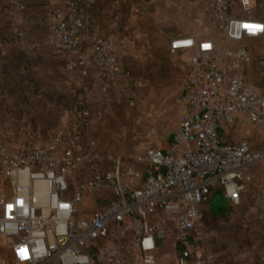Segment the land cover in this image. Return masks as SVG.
<instances>
[{
	"label": "built area",
	"instance_id": "obj_1",
	"mask_svg": "<svg viewBox=\"0 0 264 264\" xmlns=\"http://www.w3.org/2000/svg\"><path fill=\"white\" fill-rule=\"evenodd\" d=\"M72 8L56 15L54 48L75 60L82 77L94 66L118 78V45L100 34L88 47L83 14ZM213 10L211 27L233 43L207 35L171 39V52L193 54L185 111L170 150L152 147L142 157L150 169L141 186L128 183L122 156L84 140V106L63 109L59 130L40 146H13L0 131V264H216L201 222L212 191L220 188L234 204L247 194L264 216V171L252 185L264 165V148L253 143L254 131L264 130V57L253 73L245 43L264 38V17L258 0H214ZM233 126L241 136L225 142L220 130ZM94 198L98 206L87 212ZM169 235L181 251L160 262L155 250Z\"/></svg>",
	"mask_w": 264,
	"mask_h": 264
},
{
	"label": "crops",
	"instance_id": "obj_2",
	"mask_svg": "<svg viewBox=\"0 0 264 264\" xmlns=\"http://www.w3.org/2000/svg\"><path fill=\"white\" fill-rule=\"evenodd\" d=\"M208 1L99 0L96 5H87L89 15H94L93 31H84L87 45L92 46L100 34L112 37L118 45L123 72L125 43L130 42L133 35L145 34L142 24L146 19L159 22L156 27L160 26L162 31L164 25L161 23L171 19L170 12H174L175 19L182 17L187 20L186 30L191 29L193 21L199 27L186 34L165 31L164 41H160V45L169 48L171 39L181 35L197 38L207 35L218 43L232 44V41L223 39L211 27L214 0L209 2L210 22L203 23V20H207ZM84 4V0H0V131L13 146H40L59 130L63 109L76 106H84L89 110L84 140H93L92 137L99 139L100 124L110 113L112 96L125 89L126 82L123 81L126 78L122 73L118 78L109 80L93 66L89 74L82 77L78 74L75 60L67 52L54 48L53 29L57 13L70 12L73 10L72 6H76V13L82 14ZM258 4L260 9H264V0H258ZM234 13L242 14L239 6H236ZM152 31L156 33L154 28ZM245 43L253 58L252 71L256 73L258 61L264 57V38L246 39ZM182 92L183 89L181 95ZM18 97L26 100L24 107L16 105L14 99ZM166 106L169 108L170 104ZM170 111L169 108L168 112ZM184 111L185 104L181 97L178 101V118ZM16 123H21L27 130L19 137L12 132ZM220 135L225 142L234 143L241 136V131L238 127H226L220 130ZM253 143L257 149L264 148V130L254 131ZM99 145L104 149L109 147L105 142H100ZM140 146L142 151L139 156L135 155V162L146 167L141 180L131 178L132 173L128 177V183L133 187L141 186L149 173L148 161L142 159L147 150L159 147L168 151L172 141L167 140L162 146L143 142ZM263 171L264 165L257 169L252 184L254 187L261 180ZM98 203L97 198L87 200V212L97 208ZM201 222L208 232L204 247L215 255L216 264H260L261 256L259 258L257 255L261 251L257 253L255 249L258 238L244 234V229L264 227V216L250 205L247 194H242L240 203L234 204L220 188L213 190L209 199L201 206ZM122 243L125 245L124 241ZM262 245L264 248V241ZM155 254L161 262L165 259L176 260L179 252L171 235L165 242L158 243Z\"/></svg>",
	"mask_w": 264,
	"mask_h": 264
},
{
	"label": "rangeland",
	"instance_id": "obj_3",
	"mask_svg": "<svg viewBox=\"0 0 264 264\" xmlns=\"http://www.w3.org/2000/svg\"><path fill=\"white\" fill-rule=\"evenodd\" d=\"M210 1L206 2L207 20H203L204 24L206 21L210 22ZM259 12L263 16L264 9L259 8ZM170 14L171 19L161 23L164 25L162 31H160V26L156 27L159 22L146 19L142 24L145 34L133 35L129 39L130 42L125 43L126 48L122 55L124 67L122 76L126 78L123 81L126 82L125 89L121 90L118 95L112 96L110 113L100 124L99 139L92 137L97 144L100 142L108 144L109 147L105 148L108 151L122 156L126 167L133 174L129 176L137 180H141L142 172L146 167L135 162L136 156L142 151L140 144L152 142L154 145L162 146L167 140L172 141L173 134L179 125L178 101L181 98V90L193 55L189 52H171L165 45H160V41H164L165 31L186 34L199 27L197 22L195 24L193 21L190 25L191 29L186 30L187 20L182 17L175 19L174 12ZM153 28L156 33L152 31ZM14 101L16 105L23 107L27 103L20 97ZM169 104L170 112L166 106ZM16 124L12 131L16 136L19 137L27 132L24 125ZM14 139L17 140L16 137ZM244 230V234L258 238L255 249L257 253L261 251L257 255L260 258L264 250L262 248L264 227ZM128 235L130 237L132 233ZM158 261L161 262L160 259ZM167 261L169 260L165 259L162 262Z\"/></svg>",
	"mask_w": 264,
	"mask_h": 264
},
{
	"label": "trees",
	"instance_id": "obj_4",
	"mask_svg": "<svg viewBox=\"0 0 264 264\" xmlns=\"http://www.w3.org/2000/svg\"><path fill=\"white\" fill-rule=\"evenodd\" d=\"M97 2H99V0H94L91 2L86 0L85 4L83 6V11H82L83 13L82 14H83V21H84V25H85L84 31L87 33L93 31L92 28H93V24H94V22H93V16L94 15H89L90 12H89V7L87 5L93 6ZM180 251H181V246L178 247V252H180Z\"/></svg>",
	"mask_w": 264,
	"mask_h": 264
},
{
	"label": "bare ground",
	"instance_id": "obj_5",
	"mask_svg": "<svg viewBox=\"0 0 264 264\" xmlns=\"http://www.w3.org/2000/svg\"><path fill=\"white\" fill-rule=\"evenodd\" d=\"M37 188H39V185H37Z\"/></svg>",
	"mask_w": 264,
	"mask_h": 264
}]
</instances>
